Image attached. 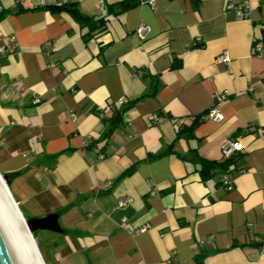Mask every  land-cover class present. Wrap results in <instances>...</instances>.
<instances>
[{"label":"crops","instance_id":"crops-1","mask_svg":"<svg viewBox=\"0 0 264 264\" xmlns=\"http://www.w3.org/2000/svg\"><path fill=\"white\" fill-rule=\"evenodd\" d=\"M126 1L0 0V172L51 264H264V0Z\"/></svg>","mask_w":264,"mask_h":264},{"label":"water","instance_id":"water-1","mask_svg":"<svg viewBox=\"0 0 264 264\" xmlns=\"http://www.w3.org/2000/svg\"><path fill=\"white\" fill-rule=\"evenodd\" d=\"M11 182L12 175L0 172V264H47L35 233L39 230L61 232L59 215L26 217L11 192Z\"/></svg>","mask_w":264,"mask_h":264},{"label":"built area","instance_id":"built-area-1","mask_svg":"<svg viewBox=\"0 0 264 264\" xmlns=\"http://www.w3.org/2000/svg\"><path fill=\"white\" fill-rule=\"evenodd\" d=\"M141 2L149 3L152 6L156 5V0H141ZM227 9L235 11L240 18H247L250 16L251 4L249 0H243V1L228 0ZM147 31H148L147 25H145L144 23H140L137 28L138 34L141 37H145V34L147 33ZM262 47H263V44L261 42H257L254 50L260 51ZM219 59L225 62H229L231 60L229 52L225 51L222 55H220ZM227 94H228V91L224 93V96ZM37 101H39V99H37L36 102ZM122 103L123 101L119 102L118 105H121ZM108 109L109 107L105 109L106 110L105 112H107ZM205 118L222 120L224 118V115L222 114L220 109L217 106H215L208 112ZM86 145H89V143L86 142ZM241 151H244V145L239 139H228L222 145V153L225 158H230L236 152H241ZM98 152H99L100 158L106 157V155L103 152L99 150ZM221 182L228 189H232L234 187L233 181L231 180V178H229V175L226 173L223 174L221 178ZM130 202H132L131 198L124 199L120 202V206H125ZM148 227L149 226L147 224L143 225L142 227H140L139 231H145ZM261 250L264 251V242L261 245Z\"/></svg>","mask_w":264,"mask_h":264},{"label":"rangeland","instance_id":"rangeland-1","mask_svg":"<svg viewBox=\"0 0 264 264\" xmlns=\"http://www.w3.org/2000/svg\"><path fill=\"white\" fill-rule=\"evenodd\" d=\"M22 210L25 214L26 217L30 218V215L26 212L25 208L22 207ZM54 232H49V231H46V230H39L35 233V237H36V240L38 241V245L41 249V252L44 256V259H45V262L47 264H51L50 263V260L49 257H48V253H47V250H52V248H50L49 246H46L48 244L47 241L44 240V237L45 235H53ZM53 252V251H51Z\"/></svg>","mask_w":264,"mask_h":264},{"label":"trees","instance_id":"trees-1","mask_svg":"<svg viewBox=\"0 0 264 264\" xmlns=\"http://www.w3.org/2000/svg\"><path fill=\"white\" fill-rule=\"evenodd\" d=\"M140 2H141V0H130V1L124 2L123 6H124V8H126V7H130V6L136 5V4L140 3ZM55 8L56 9H60V10L67 8L82 23H84L87 20H89V21H96V19H94L92 17H89L87 15L82 14L80 11H78L77 9H74L72 6L67 7L66 4H63L61 6H57Z\"/></svg>","mask_w":264,"mask_h":264},{"label":"bare ground","instance_id":"bare-ground-1","mask_svg":"<svg viewBox=\"0 0 264 264\" xmlns=\"http://www.w3.org/2000/svg\"><path fill=\"white\" fill-rule=\"evenodd\" d=\"M9 193V192H8ZM9 196H10V199L12 198L11 197V195H10V193H9ZM15 207V206H14ZM15 210H16V212H17V214H18V216L20 217L21 216V214L19 213V211L15 208ZM22 217V216H21ZM20 217V218H21ZM27 234V236L29 237V234L28 233H26ZM29 239H30V237H29ZM32 241V240H31Z\"/></svg>","mask_w":264,"mask_h":264}]
</instances>
